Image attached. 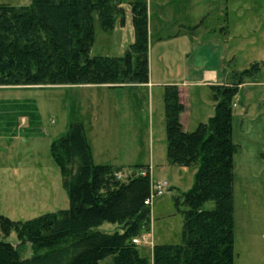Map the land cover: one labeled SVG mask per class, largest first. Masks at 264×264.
I'll return each instance as SVG.
<instances>
[{"label":"rangeland","instance_id":"obj_1","mask_svg":"<svg viewBox=\"0 0 264 264\" xmlns=\"http://www.w3.org/2000/svg\"><path fill=\"white\" fill-rule=\"evenodd\" d=\"M137 1L152 3L154 8L167 4L164 31L171 36L179 34L180 41L191 40L188 49L179 48L183 51H175L177 45L160 47L164 50L155 51L152 68L154 74L165 76L164 80L177 88L187 82L184 102L190 130L200 121L207 123L214 114L213 88H232L238 75L264 63V0ZM0 4L23 7L31 0H0ZM154 8L153 24L159 26V13ZM94 24L92 57L120 54L115 47L120 40L102 30L97 15ZM128 35L122 39L123 46L130 42ZM218 45L226 49L224 59ZM220 63L227 72L225 84L212 88L195 84L194 78L200 79L202 70ZM186 64L191 72L186 73ZM243 81L232 105L233 141L238 146L233 157L235 264H264V67ZM147 84L0 87V215L27 222L69 209L51 148L68 134L72 124L81 123L96 165L120 167V179L149 177L151 196L157 195V184L165 188L163 195L148 205L151 229L137 238L140 254L153 264L156 245L181 244L183 212L187 209L183 194L193 188L197 169L170 164L165 88L157 86L149 91ZM21 115L26 126L17 131ZM14 130L18 139L10 135ZM214 206L210 201L204 208ZM97 230L113 234L120 227L104 224ZM0 240L19 246L15 234L3 238L0 232ZM19 253L23 260L33 256L30 245L20 246ZM100 264H114L113 257Z\"/></svg>","mask_w":264,"mask_h":264},{"label":"trees","instance_id":"obj_2","mask_svg":"<svg viewBox=\"0 0 264 264\" xmlns=\"http://www.w3.org/2000/svg\"><path fill=\"white\" fill-rule=\"evenodd\" d=\"M135 40L120 57H92L95 15L105 33L124 24L121 0H31L29 6L0 4V87L40 88L149 82L148 9L131 3ZM262 66V67H261ZM264 67L255 64L238 75L235 86L212 89L214 116L192 132L181 124L179 90L164 93L167 155L170 164L196 168L193 188L183 194L182 243L156 245L153 264H235L232 105L243 78ZM218 93V94H217ZM70 207L66 211L15 222L0 215L3 238L15 234L16 248L0 240V264H151L133 241L151 229L149 177L118 179L120 167L96 165L84 126L72 124L52 144ZM214 208L206 210L208 202ZM104 224L120 227L106 234ZM30 245L23 260L19 247Z\"/></svg>","mask_w":264,"mask_h":264},{"label":"crops","instance_id":"obj_3","mask_svg":"<svg viewBox=\"0 0 264 264\" xmlns=\"http://www.w3.org/2000/svg\"><path fill=\"white\" fill-rule=\"evenodd\" d=\"M136 2H143V1H137V0H122V8L124 10V24H118L115 26V29L111 32V33H106L109 36H113L115 38V40L119 41V43H117V45H115V47L119 50L118 52H121L120 54L116 55V56H111V57H120L123 56L125 54V52L127 51V49L133 44L134 40H135V33H134V27L132 24V12H131V3H136ZM147 5V9H148V39H149V46H148V52H149V83L146 85L149 88V91H151L150 88L153 87H164L166 88L167 86H170L171 84H169L168 81L164 80L165 76H159L158 74H154L152 68L153 67V63H154V56H155V51L156 52H161L164 49H161L163 47L166 48V46L169 45H177V48L175 51H183L182 47H187L186 49H188L189 47V42H191V40H185V41H180L178 38L179 34H177L176 36H171L169 35L168 31H164V20H165V14L168 13V11L166 10V6H168L165 3H162L160 6L155 5V8L153 7L152 3L146 4ZM156 9L157 12L159 13L158 15V24L159 26H154L153 24V13ZM129 28V29H128ZM128 29V30H127ZM130 30V31H129ZM130 32V35H128ZM132 32V34H131ZM126 34L128 35V37L130 38V42L128 44V46H123L122 43V39L123 37H126ZM212 40V38L207 39V41ZM217 41V40H216ZM215 41V42H216ZM214 42V41H213ZM214 42V43H215ZM222 44V43H221ZM157 46H159L157 48ZM193 45L190 44V47H192ZM156 47V49L154 50V48ZM161 47V48H160ZM219 49L218 51L222 54L223 53V59L225 58V54L226 53V49L222 48L221 45H218ZM193 51V49H192ZM192 53V52H191ZM162 56V55H160ZM104 57V56H103ZM108 57V56H106ZM222 59V60H223ZM224 61V60H223ZM222 63V61H221ZM219 64L216 66H214V68H210V69H204L201 72V77L200 79H195L194 78V82H196L195 84H198L200 86H209V87H214L217 84L221 85L222 83L225 84V80L227 78V72L222 69V64ZM187 70L186 73L191 72L192 70H190L191 68L189 67V65L186 64ZM165 73L166 75L169 74V66L168 64H165ZM186 81L179 83L178 88H179V94H180V102L182 103V105H184L185 107V111L183 112V114L181 115V124L183 126L184 131L186 132H192L194 131L199 124L201 123H205L203 121L198 122V124L195 126L196 128L194 130H190L189 128H187L190 125L189 120L187 119V109H186V104L184 102V94H185V89L184 86L186 85ZM193 83V82H190ZM173 86V85H171ZM130 90L131 88H123V90ZM215 111V106H213V113ZM23 115H21L20 117H22ZM214 116V114L210 117L212 118ZM25 116H23V118H21V125L18 126V129L21 131L23 129V127L26 126V122L24 120ZM26 119V118H25ZM153 123V120H152ZM11 137L13 139H18V135L16 134V131L14 130V132H12V134H10Z\"/></svg>","mask_w":264,"mask_h":264},{"label":"built area","instance_id":"obj_4","mask_svg":"<svg viewBox=\"0 0 264 264\" xmlns=\"http://www.w3.org/2000/svg\"><path fill=\"white\" fill-rule=\"evenodd\" d=\"M143 176H145V175H143ZM120 177H121V175L119 174L118 176H117V178L118 179H120ZM157 189H156V196H161V195H163V193H164V191H165V188H164V186L163 185H160V184H157V187H156ZM155 195L154 196H151L147 201H146V204L147 205H150L151 204V201H152V199H154L155 197H156ZM133 243L134 244H136V245H138L139 243H140V241H139V239H135L134 241H133Z\"/></svg>","mask_w":264,"mask_h":264}]
</instances>
